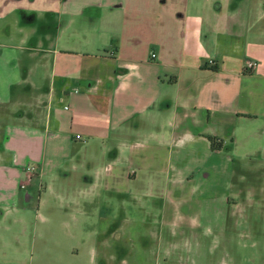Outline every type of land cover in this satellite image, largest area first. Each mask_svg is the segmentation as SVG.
<instances>
[{"label": "crops", "instance_id": "crops-1", "mask_svg": "<svg viewBox=\"0 0 264 264\" xmlns=\"http://www.w3.org/2000/svg\"><path fill=\"white\" fill-rule=\"evenodd\" d=\"M46 12L65 15L56 32L9 31L0 42L2 212L33 184L46 193L95 184L63 170L106 168L119 154L112 141L132 134L211 155L237 104V122H259L264 134V112L252 110L262 99L253 81L264 82V0H53ZM202 165L192 173L209 179Z\"/></svg>", "mask_w": 264, "mask_h": 264}, {"label": "rangeland", "instance_id": "rangeland-1", "mask_svg": "<svg viewBox=\"0 0 264 264\" xmlns=\"http://www.w3.org/2000/svg\"><path fill=\"white\" fill-rule=\"evenodd\" d=\"M52 2L0 0V42L9 31L56 32L65 15L46 12ZM22 10L37 11V19L24 21ZM253 83L262 99L252 110L264 112V82ZM237 109L231 106L220 152L192 154L185 143L164 146L132 134L112 141L119 154L104 157L106 168L63 170L95 184L47 193L33 184L18 208L0 210V264H264L263 126L238 123L245 112ZM199 164L209 179L192 173Z\"/></svg>", "mask_w": 264, "mask_h": 264}, {"label": "trees", "instance_id": "trees-1", "mask_svg": "<svg viewBox=\"0 0 264 264\" xmlns=\"http://www.w3.org/2000/svg\"><path fill=\"white\" fill-rule=\"evenodd\" d=\"M210 140H211L213 149H221L222 143H216V140L212 136H210Z\"/></svg>", "mask_w": 264, "mask_h": 264}, {"label": "built area", "instance_id": "built-area-1", "mask_svg": "<svg viewBox=\"0 0 264 264\" xmlns=\"http://www.w3.org/2000/svg\"><path fill=\"white\" fill-rule=\"evenodd\" d=\"M155 56V55H153ZM257 63L255 61H249L247 65V69H254L256 67Z\"/></svg>", "mask_w": 264, "mask_h": 264}]
</instances>
